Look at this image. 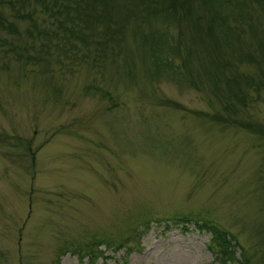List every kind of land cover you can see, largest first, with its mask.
<instances>
[{"label": "rangeland", "instance_id": "obj_1", "mask_svg": "<svg viewBox=\"0 0 264 264\" xmlns=\"http://www.w3.org/2000/svg\"><path fill=\"white\" fill-rule=\"evenodd\" d=\"M198 1L197 42L183 29L180 51L158 47L171 69L153 64L141 36L174 40L172 21L130 17L113 51L98 53L99 26L88 46L58 27L70 23L63 13L0 0V264H220L199 218L235 237L236 257L264 264V131L210 116L264 129V5L218 7L229 52L204 34ZM230 73L251 77L234 111L223 108ZM187 215L182 228L174 219ZM94 240L124 247L95 261L71 251Z\"/></svg>", "mask_w": 264, "mask_h": 264}, {"label": "trees", "instance_id": "obj_2", "mask_svg": "<svg viewBox=\"0 0 264 264\" xmlns=\"http://www.w3.org/2000/svg\"><path fill=\"white\" fill-rule=\"evenodd\" d=\"M39 2L43 12L47 13L49 16L61 15L64 21H69L68 25L63 24L61 20L58 21V27L64 32H67L70 36L78 38L82 43L89 46L88 38L91 36V32L95 29V26H99L100 36L102 39H97L94 41L95 50L98 53H105V50L109 47L113 51V43H118L124 28V24L128 21L130 17L141 18H155L162 19L167 21H172L176 24L177 32L175 39L172 40L167 32L163 29H157L148 33H143L141 39L143 44L146 45V49L149 52L148 55L151 58L154 65L161 64L166 65L168 68L174 69L172 66L171 58L166 54L159 53L158 47L165 46L173 52L180 51L181 43L184 40L183 29L187 31L190 41L193 43L197 42L198 28L190 24L192 20V15H189L190 8L194 0H126L125 4L123 3V11L119 13L117 7V0H68L73 5L68 7V4H64L59 0H35ZM198 1V0H196ZM241 1V0H240ZM239 0H199L203 9L209 12V22L208 26L202 28L204 34L212 36L213 43H225L229 48V52H236L237 49L231 42V35H227L226 21L223 20V16L220 14L218 7L223 3H227L231 8H235L237 11L242 12L243 6L239 5ZM255 3H258L260 6L264 5V0H253ZM243 5V4H242ZM63 8V11H62ZM71 11L68 12V10ZM74 12V14H70ZM116 19V17L120 16ZM200 16L198 17V19ZM222 18V19H221ZM210 25V26H209ZM9 27V26H8ZM30 27L35 28L33 22L31 21ZM26 28L25 32L27 34L31 33V29ZM184 27V28H182ZM209 27V31H207ZM216 31V34L214 32ZM12 31L14 29H11ZM88 30L90 34L83 35L82 32ZM45 33L44 30H42ZM39 33V31H38ZM54 35H57V32H53ZM120 34V35H119ZM89 35V36H88ZM149 35L150 39L146 36ZM88 36V37H87ZM224 37V41L222 40ZM61 38H64V35L61 34ZM196 39V40H195ZM110 41L111 44H107ZM223 41V42H222ZM212 43V44H213ZM74 43H70L68 48H63V50L68 51L73 47ZM13 48V47H12ZM213 52H219L217 46L211 47ZM110 51V49H109ZM18 56L22 55L20 52H15ZM190 54L187 48H185V54ZM25 58H35L33 56H26ZM183 61V60H182ZM187 63V61H186ZM230 63V62H229ZM214 61L212 65H214ZM218 64L220 65L219 61ZM231 65V64H228ZM217 67H222L221 73L224 72L225 63ZM204 70V69H203ZM226 79V89L227 93L230 94L231 103L224 102V109L235 110V104H242L246 90L242 83L247 85L251 82V77L245 76L243 74L236 75V73H230ZM231 80V82H230ZM192 84L194 82L189 79ZM227 103V104H225ZM244 104V102H243ZM212 120L225 122L229 118L235 121L234 124H238L245 128H252L258 132H263L264 129L257 125L255 127H250L251 123L248 121L241 120L239 118L230 117L222 114H211ZM189 216H179V218L174 219L176 222L181 224L182 228L186 227L187 222H189ZM198 228L205 229L210 234L209 248L213 250L217 256L220 264H251L249 255L245 256L244 259L235 256V248H240V253L244 254L243 249L235 240V237L230 234L228 231H224L218 228L214 222L210 219L199 218ZM144 226H147V221L144 223ZM93 244L86 245L82 251L79 248H73L71 251L78 254V256H87L89 260L95 261L97 258H107L105 251L108 248L115 247V249H121L124 247V244L119 241L116 245L108 244L107 242L101 240L92 241ZM64 251V250H62Z\"/></svg>", "mask_w": 264, "mask_h": 264}]
</instances>
